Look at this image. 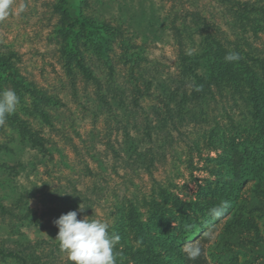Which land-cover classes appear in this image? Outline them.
Instances as JSON below:
<instances>
[{
	"label": "rangeland",
	"instance_id": "obj_1",
	"mask_svg": "<svg viewBox=\"0 0 264 264\" xmlns=\"http://www.w3.org/2000/svg\"><path fill=\"white\" fill-rule=\"evenodd\" d=\"M244 1L264 7V0H79L91 20L114 32L107 36L104 56L89 43L81 46L100 85L117 92L119 98L113 101L100 94V85L93 77L87 79L74 61L68 64L61 35L62 0H13L12 14L0 22V57H8L20 75L52 101L39 100L36 111L30 91L19 95L4 82V89L19 95L20 105L0 125V201L7 207L0 211V264L5 259L22 264L21 257L31 252L27 264H71L55 241L53 221L80 204L87 206L78 219L87 215L107 221L109 231L120 236L117 264H152L131 253L129 245L146 251L161 248L169 262V252L184 258L181 249L187 243L201 246L195 263L203 256L206 264H264L236 248L240 241L255 246L264 241V178H246L223 217L190 232L197 221L183 214L204 196L201 188L221 189L235 177L229 162L237 154L231 149L233 132L223 137L217 128L231 130L226 117L214 119L205 107L194 116L183 110L177 117L179 97L168 93L180 80L179 55L204 54L206 31L218 37L223 31L229 39L244 35L261 47L264 23L258 27L252 17H235ZM21 4L24 11L17 14ZM197 67L201 74L202 65ZM166 94L173 98L168 101L173 117L165 108ZM154 107L170 116L165 126L160 124L161 132L167 129L163 141H157L162 151L156 153L154 165L144 160L126 163L128 146L145 150L152 141L127 124L128 115L142 118ZM221 154H227L226 162ZM236 208L241 211L236 220L249 233L230 242L238 250L233 262L223 256L220 229ZM156 220L169 227L168 233ZM171 234L185 241L176 247ZM157 238L164 241L158 243Z\"/></svg>",
	"mask_w": 264,
	"mask_h": 264
},
{
	"label": "trees",
	"instance_id": "obj_2",
	"mask_svg": "<svg viewBox=\"0 0 264 264\" xmlns=\"http://www.w3.org/2000/svg\"><path fill=\"white\" fill-rule=\"evenodd\" d=\"M59 7L62 15L61 35L64 39L63 52L66 60L68 64L74 61L84 76L87 79L93 77L99 87L101 81L94 76L93 69L86 65L81 46L89 43L99 55L104 56L110 39L107 36L113 35L114 32L108 25L91 20L83 12L79 0H62ZM235 17L241 20L252 17L255 19L254 24L262 27L264 23V7L260 8L255 3L244 1L240 4V8L236 9ZM179 30L177 31L181 36L183 29L179 28ZM218 34L220 37L206 31L203 36L205 51L202 55H189L184 51L181 52L182 54L179 55L180 80L174 90L168 91L172 96L179 97L178 100H175L177 117L182 115L183 110L190 111L191 115L194 116V111L197 109L202 110L204 107L214 119H217V116L226 117L232 131L226 129L225 126H217V128L222 131L223 137L227 135L228 131L233 132L231 149L237 154V159L234 162H229L231 173L235 177L226 181L225 184L222 183L221 189H216L215 186L201 188L204 196L197 200V205L189 208V214H183V217L190 216L198 223L194 222L189 226L190 232L192 227L211 224L216 218L210 216L209 210L222 200L229 202V199L233 198L234 192L243 189L241 184L246 178H264V42L258 40L261 46L258 48L254 47V44L244 35H237L234 39H229L228 36L223 34V31L219 30ZM232 51L239 53L241 58L238 62H227L224 59L225 55ZM199 65L203 67L201 74L198 72L197 66ZM138 73L142 79H145L143 72L139 71ZM4 82L11 83L14 89L19 92V95H24L27 90L30 91L36 101L34 102L36 111H40V106L37 104L39 100L45 103L52 101L49 95L43 93L23 78L14 67L12 61L6 56L0 57V90L4 89ZM196 86H199V91L195 90ZM179 90L181 92H178ZM110 91L109 88H103V85H100L99 92L102 96L107 99L109 97L113 101L119 98L117 92L111 94ZM165 91L167 93V90ZM167 97L165 108L171 115L173 108L168 101L173 98L168 95ZM135 103L136 105H141L138 101H134ZM109 104L113 105L112 101ZM169 117L157 107H154L150 114L147 113L142 118L133 115V113L128 115L127 124L131 123L132 127L142 131L152 141H150V147L145 150H139L138 147L140 146H135L133 143L128 146L125 149L127 156L124 161L126 163L132 161L133 165H135L139 161L142 162L144 160L147 161L148 165H154V157L156 153L162 151L163 146H158L157 141L161 137V143L167 133L166 128L165 132H161L162 127L160 124L165 126V121ZM216 123L219 125V122ZM155 132L157 133L156 136H154ZM126 137L130 142L133 140L129 134ZM237 137L239 142L235 144L234 141ZM226 156L227 154H221V158L224 157L225 162L228 158ZM67 209L63 210V213H66ZM6 210L7 207L0 201V211L6 212ZM240 212L236 208V214L229 216L220 229V241H223V256H230L229 258H233V262H235L237 259L234 256L237 255V251L245 250L252 257L264 260V241L259 246L240 241L236 245L238 250L232 249L230 246V242L236 243L241 239V233H249L242 222L236 220ZM131 219L135 220V216ZM156 221L157 225L165 229V233H168L169 227L165 226L160 220ZM54 229L58 230L56 226H54ZM170 237L174 240L173 243L176 247H179V244L185 241L183 236L182 238H177L176 235L171 234ZM162 241H164L162 238H157L158 243ZM220 241L218 238L215 243L217 244ZM128 250L144 260L145 258L148 259L152 264H206L203 256H201L200 262L195 263L188 260L185 256L184 258L174 257L173 252L168 253L172 259L168 258L170 261L167 262L161 248H152L151 251H146L144 249H135L129 245ZM2 255L7 256V253L3 251ZM32 255L33 252L28 254L27 258L22 256V264H27V259L33 257ZM3 264L12 263L5 259Z\"/></svg>",
	"mask_w": 264,
	"mask_h": 264
},
{
	"label": "clouds",
	"instance_id": "obj_3",
	"mask_svg": "<svg viewBox=\"0 0 264 264\" xmlns=\"http://www.w3.org/2000/svg\"><path fill=\"white\" fill-rule=\"evenodd\" d=\"M13 0H0V22L5 21L12 14ZM21 4L17 14L24 11ZM191 53H189L190 55ZM240 55L237 52H228L224 59L227 62H238ZM195 90L199 91V86ZM20 105V97L12 88L0 90V125H4L6 118L17 111ZM87 205L80 204L76 210L62 213L53 223L58 228L55 236L58 248L65 254L71 264H117V245L120 236L110 232V225L101 219L88 218L83 215L78 219V214L84 213ZM229 203L222 200L209 210L213 218L223 217ZM181 251L188 260L194 261L201 254L199 244L187 243Z\"/></svg>",
	"mask_w": 264,
	"mask_h": 264
}]
</instances>
